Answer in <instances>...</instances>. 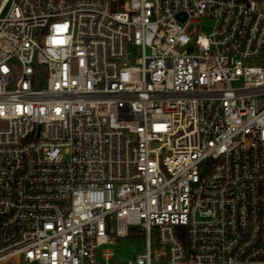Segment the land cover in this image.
<instances>
[{
  "label": "built area",
  "instance_id": "obj_1",
  "mask_svg": "<svg viewBox=\"0 0 264 264\" xmlns=\"http://www.w3.org/2000/svg\"><path fill=\"white\" fill-rule=\"evenodd\" d=\"M134 228L114 264H264V0H0V264Z\"/></svg>",
  "mask_w": 264,
  "mask_h": 264
},
{
  "label": "rangeland",
  "instance_id": "obj_2",
  "mask_svg": "<svg viewBox=\"0 0 264 264\" xmlns=\"http://www.w3.org/2000/svg\"><path fill=\"white\" fill-rule=\"evenodd\" d=\"M200 26L203 32H208L210 31L211 21H202L200 22ZM15 69H18L17 65H15ZM131 231L135 233L134 236L119 239L108 246L102 245L98 248V252L104 247L109 248L113 254L109 261L110 264L125 262L128 259L136 257L137 254L142 253L145 250V240L144 236L140 234L141 231L138 228L131 229Z\"/></svg>",
  "mask_w": 264,
  "mask_h": 264
}]
</instances>
